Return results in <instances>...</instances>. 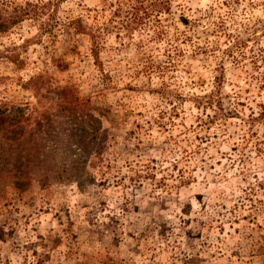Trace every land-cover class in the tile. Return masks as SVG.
Listing matches in <instances>:
<instances>
[{
	"label": "rangeland",
	"instance_id": "rangeland-1",
	"mask_svg": "<svg viewBox=\"0 0 264 264\" xmlns=\"http://www.w3.org/2000/svg\"><path fill=\"white\" fill-rule=\"evenodd\" d=\"M162 1L0 0L35 15L0 30V104L71 93L99 152L0 180V264H264V0Z\"/></svg>",
	"mask_w": 264,
	"mask_h": 264
},
{
	"label": "trees",
	"instance_id": "trees-1",
	"mask_svg": "<svg viewBox=\"0 0 264 264\" xmlns=\"http://www.w3.org/2000/svg\"><path fill=\"white\" fill-rule=\"evenodd\" d=\"M135 1L139 8L146 6L150 10L155 8L154 10L157 11L166 8V1L162 0ZM29 5L25 3V6L7 15L0 13V30L18 23L28 14L35 16L25 8ZM136 19L140 18L134 16L132 23H136ZM45 28L43 23H39L36 35L39 36ZM59 96L52 106L54 112L49 113L42 121L36 118L33 125L30 116L24 114L23 108L16 107L17 114L11 115L10 110L13 106L0 104V180H10L18 187L28 185L33 180L43 186L52 181H74L80 184L87 174L86 166H90L84 165V158L91 156V160L98 159L99 152L95 150L96 147L91 149L84 145L88 141V135L96 139L98 129L97 125L82 124L85 121L84 116L87 115L85 104L80 103L71 93ZM63 101L68 104H62ZM3 121H6L5 126ZM41 139L44 140L42 148L48 144L43 149V159H41V151L40 158L29 153L33 147L34 153H37L35 146H41L38 143Z\"/></svg>",
	"mask_w": 264,
	"mask_h": 264
}]
</instances>
